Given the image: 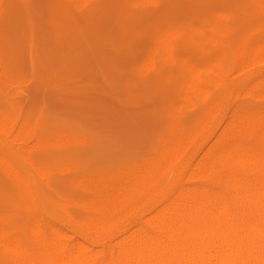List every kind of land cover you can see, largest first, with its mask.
I'll use <instances>...</instances> for the list:
<instances>
[{"label": "bare ground", "instance_id": "6f19581e", "mask_svg": "<svg viewBox=\"0 0 264 264\" xmlns=\"http://www.w3.org/2000/svg\"><path fill=\"white\" fill-rule=\"evenodd\" d=\"M0 25L58 29L3 43L34 77L78 25L90 59L0 105V264H264V0H0Z\"/></svg>", "mask_w": 264, "mask_h": 264}, {"label": "rangeland", "instance_id": "374dc122", "mask_svg": "<svg viewBox=\"0 0 264 264\" xmlns=\"http://www.w3.org/2000/svg\"><path fill=\"white\" fill-rule=\"evenodd\" d=\"M193 4V3H192ZM193 6V14L196 16L204 15L207 11L202 5ZM191 7V6H190ZM23 5L18 4L17 9L14 11V18L18 20L20 24L23 18ZM53 25H0V105L7 108L9 112L16 118H18L23 112H37L41 107L42 97H45L46 107L52 104V101L47 95L48 90L52 88L55 83H66L72 80H78L79 77L75 74L79 73L81 67L80 60L84 63H90V59L87 58L86 52H78L81 50V46L84 44V39L87 35L88 25H78L77 30L72 34L76 37L77 48L74 49L71 44H60L50 54L48 59V65L41 71V77H34L28 72H24V68L27 66L26 61H15L14 65L4 64L1 62L3 53L4 42H27L29 41L30 33L41 31L48 38L56 35L58 29H54ZM87 56V57H86ZM4 61V60H3ZM23 62V64H22ZM23 67V68H22ZM81 78V77H80ZM88 92H84L81 95V102L79 111L86 110ZM77 114V120L92 124L93 119L86 116L83 112ZM139 113V112H135ZM86 124V125H88ZM113 124V122H112ZM106 133H113L114 124L103 128ZM118 143V144H117ZM133 142L129 140L128 136L124 137L123 134L118 137L116 142V148H128L132 146Z\"/></svg>", "mask_w": 264, "mask_h": 264}]
</instances>
